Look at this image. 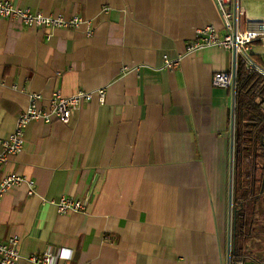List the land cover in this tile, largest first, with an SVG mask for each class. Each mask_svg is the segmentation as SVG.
Segmentation results:
<instances>
[{
	"label": "crops",
	"instance_id": "1",
	"mask_svg": "<svg viewBox=\"0 0 264 264\" xmlns=\"http://www.w3.org/2000/svg\"><path fill=\"white\" fill-rule=\"evenodd\" d=\"M11 1L82 21L0 18V139L32 93L42 108L53 92L104 88L105 97L94 93L67 124L52 116L25 127L21 151L0 169L21 178L0 201V241L18 238L21 264L46 250L68 255L57 264H228L234 97L211 80L234 55L186 49L206 24L224 35L214 0ZM239 6L238 30L262 31L249 43L260 63L264 0ZM62 195L85 208L57 212Z\"/></svg>",
	"mask_w": 264,
	"mask_h": 264
},
{
	"label": "built area",
	"instance_id": "2",
	"mask_svg": "<svg viewBox=\"0 0 264 264\" xmlns=\"http://www.w3.org/2000/svg\"><path fill=\"white\" fill-rule=\"evenodd\" d=\"M217 10L219 12L224 35L219 36L217 28L213 24H206L199 28L196 32V38L186 47L187 51L204 48L209 45H217L225 49L233 51L234 64L232 69L215 71L212 76L213 86L223 88H230L234 97V103L231 113V128L232 138L235 131V125L239 118V110L236 104V63L237 57L243 58L247 67H254L256 71L264 73V56L259 64L253 62L251 57V45L249 44L261 32L256 30H238L239 17L243 15L239 0H214ZM0 18L19 19L23 24L31 27L44 26L49 27H66L76 28L82 21V18L76 14L70 16L58 15H44L39 10H33L30 7H20L12 3L11 0H0ZM89 29L87 34L92 32ZM177 60H164V67L172 68ZM96 94L100 102L104 101L105 90L98 88L95 91L77 90L69 96H63L58 92H53L49 106L42 108L38 106L41 95L32 93L29 95L28 105L16 117L14 129L6 138L0 139V169L4 170L9 158L19 153L24 143V129L35 120L50 121L52 116L56 117L63 124H67L73 113L81 104L91 99L93 94ZM232 162L234 159L235 146L232 147ZM19 174L14 172H3L0 177V201L3 194L9 189L13 188L15 184L20 182ZM28 193H32L35 189V183L28 181ZM57 212H66L68 210L80 211L85 208V202L81 198H73L66 195L60 196L53 201ZM1 204V202H0ZM18 238L11 237L7 240L0 241V264H21L20 252L18 249ZM68 255L61 251L52 253L50 250L41 252L40 254H32L28 256V261L35 264H57L58 259H67ZM230 260H228L229 264ZM63 264H66L63 263Z\"/></svg>",
	"mask_w": 264,
	"mask_h": 264
},
{
	"label": "flooded vegetation",
	"instance_id": "3",
	"mask_svg": "<svg viewBox=\"0 0 264 264\" xmlns=\"http://www.w3.org/2000/svg\"><path fill=\"white\" fill-rule=\"evenodd\" d=\"M232 139L241 148L240 158L234 155L230 162L229 260L264 264V132L255 121L239 117ZM259 239L261 249L253 247Z\"/></svg>",
	"mask_w": 264,
	"mask_h": 264
},
{
	"label": "trees",
	"instance_id": "4",
	"mask_svg": "<svg viewBox=\"0 0 264 264\" xmlns=\"http://www.w3.org/2000/svg\"><path fill=\"white\" fill-rule=\"evenodd\" d=\"M253 62L259 64L258 57L251 55ZM236 104L239 117L252 120L264 132V73L249 68L243 58L236 63ZM240 144L235 145L236 159L240 158Z\"/></svg>",
	"mask_w": 264,
	"mask_h": 264
},
{
	"label": "water",
	"instance_id": "5",
	"mask_svg": "<svg viewBox=\"0 0 264 264\" xmlns=\"http://www.w3.org/2000/svg\"><path fill=\"white\" fill-rule=\"evenodd\" d=\"M232 139V138H231ZM233 144H234V146H235V142H234V139H232L231 140V149H232V147H233ZM257 242H259L260 244H262V242H261V240L259 239V240H257ZM258 243V244H259ZM262 246H263V244H262ZM262 246H260L259 245V247H257L258 249H261V247ZM229 264H256V263H254V262H252L251 260H242V261H233V262H229Z\"/></svg>",
	"mask_w": 264,
	"mask_h": 264
},
{
	"label": "rangeland",
	"instance_id": "6",
	"mask_svg": "<svg viewBox=\"0 0 264 264\" xmlns=\"http://www.w3.org/2000/svg\"><path fill=\"white\" fill-rule=\"evenodd\" d=\"M230 152H231V155H232V150H230ZM234 155H235V153H234ZM233 162H234V159H233ZM258 243H259V242H258ZM250 244H253V243H250ZM259 245L262 246V244L259 243V244H257V245H256V244H253V247H254V246H255V247H259ZM249 246L252 247V245H249Z\"/></svg>",
	"mask_w": 264,
	"mask_h": 264
}]
</instances>
